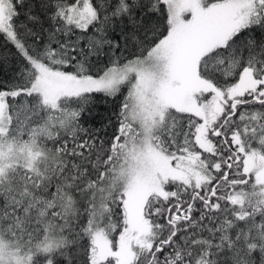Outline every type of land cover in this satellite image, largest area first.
<instances>
[{"label": "trees", "instance_id": "16d2710c", "mask_svg": "<svg viewBox=\"0 0 264 264\" xmlns=\"http://www.w3.org/2000/svg\"><path fill=\"white\" fill-rule=\"evenodd\" d=\"M76 1L10 0V28L23 50L0 29L6 136L44 151L37 168L16 165L15 180L0 184L2 229L26 242L31 264H112L113 257L92 260L89 202L119 158L129 101L122 85L62 96L51 107L29 90L37 72L31 60L96 76L145 55L169 29L165 0H91L95 15L84 27L62 14ZM211 1L217 0H205ZM244 68L256 81L240 91ZM197 69L220 91V107L205 128L209 144L196 138L200 117L174 108L152 140L172 164L195 165L203 175L168 179L164 194L147 196L148 246L128 264H264V12L203 53ZM104 207L98 224L115 249L126 228L123 193H111Z\"/></svg>", "mask_w": 264, "mask_h": 264}, {"label": "rangeland", "instance_id": "374dc122", "mask_svg": "<svg viewBox=\"0 0 264 264\" xmlns=\"http://www.w3.org/2000/svg\"><path fill=\"white\" fill-rule=\"evenodd\" d=\"M166 1L172 24L167 34L145 55L110 67L100 75H76L31 60L37 72L29 90L37 92L51 107H55L62 96L91 90L115 92L120 86H127V121L122 124L124 137L120 142L119 158L94 187L89 202L94 262L108 256L114 258L112 264H128L136 249L148 246L150 232L143 215L147 196L164 194V182L168 179L186 182L190 177L203 175V170L195 165L172 164L171 155L155 145L152 138L161 126L163 115L169 108H174L200 117L196 138L201 146L209 144L205 128L220 107V91L199 77L198 59L215 46L223 45L232 33L248 24L256 14L264 12V0ZM11 13L10 0H0V29L23 50L10 28ZM62 14L84 27L95 11L91 0H77L63 9ZM249 69L244 68L240 74V91L249 89L250 82L256 81ZM236 91L231 90L228 95ZM7 95L0 91V184L3 186L15 180L11 174L16 165L35 169L44 153L33 142H16L6 136L9 123ZM201 96L208 97L202 99ZM130 126H133L132 130ZM216 132L218 130H213L212 136L217 137L219 132ZM245 161L249 168L255 162L252 156ZM259 164V173L264 176V160H259ZM114 191L123 193L126 213V228L115 249L98 224L100 213L105 209L104 201ZM3 230L0 221V264H31L32 250L25 249L26 242L18 236H8Z\"/></svg>", "mask_w": 264, "mask_h": 264}, {"label": "crops", "instance_id": "0c3cea01", "mask_svg": "<svg viewBox=\"0 0 264 264\" xmlns=\"http://www.w3.org/2000/svg\"><path fill=\"white\" fill-rule=\"evenodd\" d=\"M165 1H166V0H165ZM166 3H167V1H166ZM202 3H203V2H202ZM167 6H168V4H167ZM168 13H169V15H170L169 9H168ZM169 23H170L169 28H170V27L172 28V24H171L170 19H169ZM237 26H238V25H236L233 29H230V30H234ZM166 34H167V33H166ZM232 34H233V33H232ZM232 34H231V35H232ZM227 40H228V39H227ZM227 40H226V41H227ZM226 41H225V42H226ZM223 44H224V43H223ZM215 47H216V46H215ZM199 77H200V76H199ZM200 79H201V78H200Z\"/></svg>", "mask_w": 264, "mask_h": 264}, {"label": "water", "instance_id": "95a60500", "mask_svg": "<svg viewBox=\"0 0 264 264\" xmlns=\"http://www.w3.org/2000/svg\"><path fill=\"white\" fill-rule=\"evenodd\" d=\"M216 133H218V132H216Z\"/></svg>", "mask_w": 264, "mask_h": 264}]
</instances>
